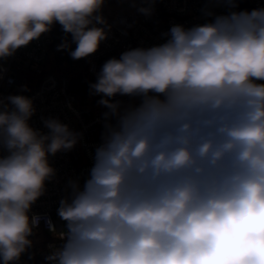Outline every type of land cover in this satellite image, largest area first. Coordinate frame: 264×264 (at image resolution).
<instances>
[{"label":"clouds","instance_id":"obj_1","mask_svg":"<svg viewBox=\"0 0 264 264\" xmlns=\"http://www.w3.org/2000/svg\"><path fill=\"white\" fill-rule=\"evenodd\" d=\"M156 2L129 6L150 17ZM104 4L0 0V61L57 23L58 51L95 54L112 27ZM238 8L207 0L206 22L175 24L166 42L102 65L89 86L107 109L101 143L83 185L68 181L57 209L63 230L45 220L62 241L49 245V264H264V7ZM35 113L25 95L0 98L2 264L33 245L42 217L31 208L56 175L49 157L83 135L53 117L36 129Z\"/></svg>","mask_w":264,"mask_h":264},{"label":"built area","instance_id":"obj_2","mask_svg":"<svg viewBox=\"0 0 264 264\" xmlns=\"http://www.w3.org/2000/svg\"><path fill=\"white\" fill-rule=\"evenodd\" d=\"M244 1V0H243ZM249 7L238 10L251 11L264 7V0H248ZM207 0H157L152 16L146 17L129 6L130 0H105L102 14L112 26L108 39L103 41L95 54L87 57L89 73L95 77L102 65L110 58H119L121 54L136 47H151L162 44L163 33L171 26L182 24L191 27L206 22L202 9ZM242 2V1H241ZM219 14L225 12L222 7H215ZM52 44L50 33L42 35L28 46L22 47L6 61H0V98L8 95H25L33 100L36 113L29 123L36 129H44L42 117L58 118L62 123L77 132L82 138L76 146L67 152H58L50 156L51 165L56 169L52 181L46 182V192L31 208V213L42 217L40 225L34 229L30 239L39 240V257L49 264L46 257L51 253L50 244L60 246L62 241L57 235L49 231L45 220L50 221L59 233L63 230L64 222L57 215L60 200L70 192L66 186L70 179H79L83 185L93 165L95 147L101 143L104 117L102 113L93 112L77 104L76 95L70 89V80L66 76L55 73H44V63L47 60ZM32 69L43 74L40 84L28 93H22L21 86L23 72ZM116 100L123 103H139L138 98L117 95ZM71 105V107H69ZM2 264V261H0ZM16 264H32L23 253Z\"/></svg>","mask_w":264,"mask_h":264},{"label":"trees","instance_id":"obj_3","mask_svg":"<svg viewBox=\"0 0 264 264\" xmlns=\"http://www.w3.org/2000/svg\"><path fill=\"white\" fill-rule=\"evenodd\" d=\"M241 1L243 0H239V4ZM49 33L52 37V44L47 60L43 65L44 73H55L69 78L70 89L76 95L77 104L80 107L89 108L93 112L104 114L107 109L97 103L102 97L90 95L89 86L96 82L97 77L89 73L86 58L75 60L67 50H57V46L62 43L65 35L58 23L54 25ZM70 39L71 37L69 36ZM75 47L76 45L72 44V50H75ZM42 78L43 74L37 73L32 69L25 70L22 75V81L24 85H27L29 91H22V93H28L35 89L40 84ZM32 240L33 245L25 252L26 257L32 264H43L44 261L38 254L40 242L37 238Z\"/></svg>","mask_w":264,"mask_h":264},{"label":"water","instance_id":"obj_4","mask_svg":"<svg viewBox=\"0 0 264 264\" xmlns=\"http://www.w3.org/2000/svg\"><path fill=\"white\" fill-rule=\"evenodd\" d=\"M250 6V3L248 0H244L240 3V7L242 8H246V7H249Z\"/></svg>","mask_w":264,"mask_h":264},{"label":"rangeland","instance_id":"obj_5","mask_svg":"<svg viewBox=\"0 0 264 264\" xmlns=\"http://www.w3.org/2000/svg\"><path fill=\"white\" fill-rule=\"evenodd\" d=\"M129 103H131V102H129ZM125 104H128V103H125ZM63 228H64V226H63Z\"/></svg>","mask_w":264,"mask_h":264}]
</instances>
